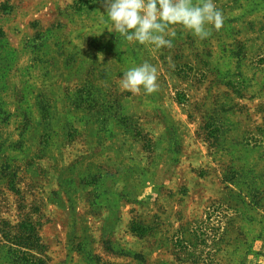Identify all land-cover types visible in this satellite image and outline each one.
I'll use <instances>...</instances> for the list:
<instances>
[{
	"label": "rangeland",
	"instance_id": "374dc122",
	"mask_svg": "<svg viewBox=\"0 0 264 264\" xmlns=\"http://www.w3.org/2000/svg\"><path fill=\"white\" fill-rule=\"evenodd\" d=\"M214 2L149 51L104 0H0V264H264V0Z\"/></svg>",
	"mask_w": 264,
	"mask_h": 264
},
{
	"label": "clouds",
	"instance_id": "9594fccd",
	"mask_svg": "<svg viewBox=\"0 0 264 264\" xmlns=\"http://www.w3.org/2000/svg\"><path fill=\"white\" fill-rule=\"evenodd\" d=\"M104 3V13L110 22L104 29L149 51L171 47L175 26L204 39L211 29L219 30L224 19L214 0H104ZM157 80V67L144 61L124 71L118 83L121 91L152 94L159 87Z\"/></svg>",
	"mask_w": 264,
	"mask_h": 264
}]
</instances>
